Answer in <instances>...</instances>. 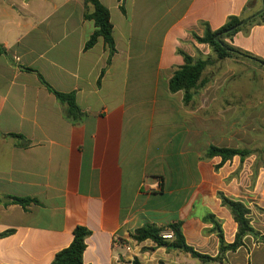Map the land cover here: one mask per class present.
I'll return each mask as SVG.
<instances>
[{
	"label": "crops",
	"instance_id": "obj_1",
	"mask_svg": "<svg viewBox=\"0 0 264 264\" xmlns=\"http://www.w3.org/2000/svg\"><path fill=\"white\" fill-rule=\"evenodd\" d=\"M85 2L0 0V234L11 232L0 238V264H52L77 227L91 233L85 264H204L132 235L181 222L187 244L216 257L220 242L205 222L213 214L226 242H234L237 224L217 197L227 164L217 173L221 159H207L211 146L235 148L222 146L220 117L218 127L207 125L216 119L206 117L214 87L186 104L170 81L184 54L216 58L194 35L203 37L207 26L217 31L231 17L258 16L264 0H100L109 10L114 53L102 38L86 49L96 26ZM228 42L264 60V24ZM226 60L263 70L253 60ZM41 78L56 92L74 94L81 121L67 118ZM226 131L230 143L236 128ZM223 194L243 202L264 234L254 197L248 203ZM11 197L31 202L23 207ZM245 244L223 264H264V244L251 236Z\"/></svg>",
	"mask_w": 264,
	"mask_h": 264
},
{
	"label": "trees",
	"instance_id": "obj_2",
	"mask_svg": "<svg viewBox=\"0 0 264 264\" xmlns=\"http://www.w3.org/2000/svg\"><path fill=\"white\" fill-rule=\"evenodd\" d=\"M86 8L92 9L90 13H87L86 18L92 20L95 23L96 31L86 44V49L92 48L97 41L102 38L111 52L114 53L115 44L113 39V26L110 21L109 10L104 7L100 0H86ZM264 24V10L253 18H241L231 17L229 21L219 30L212 31L207 26L206 32L203 37L194 35L195 40L198 43L209 45L213 53L216 55V59L225 60L229 58H243L250 59L258 63L264 68V60L254 58L248 53L241 51L240 49L229 44V40H233L239 32L254 25ZM5 53V49L0 46V54ZM185 64L181 67L173 76L170 81V90L172 92L183 91L185 93V103L188 104L194 94L203 90L207 85V80L204 79V73L208 66L213 61L210 60H195L192 57L184 54ZM42 83L51 91L59 102L66 106V116L73 122L78 123L85 116L84 113L77 107L74 94H64L54 91L42 78ZM20 140H26L24 137L15 135ZM254 152L245 148H220L211 146L207 151V159L220 158L221 162L217 165V168H222L225 164L232 161L235 158H239L241 163H244L248 158L253 156ZM218 198L221 200L222 207L226 208L232 215L235 223L237 224V233L233 243H227L224 236L222 226L216 220L215 215L209 214L205 219V222L212 224V232L215 233L220 242L219 254L216 257H212L207 254H202L196 251L192 246L188 245L186 238L182 231V223L175 222L165 227H157L153 225L144 226L138 229L133 235L132 239L138 243L145 241H152L159 247H166L169 251H180L193 259L199 260L204 264L219 263L223 264L225 261V255L228 252H237L240 248L245 247V238L251 236L254 238L257 244H264V234L254 229L249 218L251 210L240 201L232 200L226 197L223 193H218ZM14 204L26 207L31 201L29 199H22L11 197ZM261 213H264V209L258 208ZM163 232H171L173 234L172 239H164L162 237ZM11 232H5L0 234V238L7 237ZM90 231L84 227H77L73 234V241L69 247L60 251L53 260L52 264H85L83 261V255L86 250V240L90 236ZM134 264H141L138 260H135ZM159 264H165L163 262Z\"/></svg>",
	"mask_w": 264,
	"mask_h": 264
},
{
	"label": "rangeland",
	"instance_id": "obj_3",
	"mask_svg": "<svg viewBox=\"0 0 264 264\" xmlns=\"http://www.w3.org/2000/svg\"><path fill=\"white\" fill-rule=\"evenodd\" d=\"M206 60L213 63L204 73L208 82L205 88L214 87L207 90V103L211 101L212 104L206 117L207 120L216 118L214 121H208L207 125L215 122L217 126V118L220 117L222 146L229 144L231 147L250 149L254 152L244 163H241L239 158L227 163L221 171L222 187L218 193L239 197L248 203L249 199L254 197L252 207L259 214H264L258 210L264 208V68L261 70L250 63L230 62L226 59ZM217 86L222 89L217 91ZM218 108H221V114L217 111L211 113V110ZM229 126L236 128V136L231 137L230 143L224 140L229 136L226 131ZM233 131L232 129V134ZM215 172H220L217 166ZM257 188L258 194H250ZM165 233L169 232H163Z\"/></svg>",
	"mask_w": 264,
	"mask_h": 264
},
{
	"label": "built area",
	"instance_id": "obj_4",
	"mask_svg": "<svg viewBox=\"0 0 264 264\" xmlns=\"http://www.w3.org/2000/svg\"><path fill=\"white\" fill-rule=\"evenodd\" d=\"M162 237H163L164 239H172L173 234H172L171 232H169V233H165V234H162ZM128 250H130V249L128 248Z\"/></svg>",
	"mask_w": 264,
	"mask_h": 264
}]
</instances>
